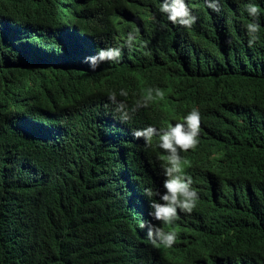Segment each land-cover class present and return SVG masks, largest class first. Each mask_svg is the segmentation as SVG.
<instances>
[{
  "label": "trees",
  "instance_id": "16d2710c",
  "mask_svg": "<svg viewBox=\"0 0 264 264\" xmlns=\"http://www.w3.org/2000/svg\"><path fill=\"white\" fill-rule=\"evenodd\" d=\"M163 2L0 0V264H264V0H216L219 12L188 0L191 28L170 22ZM248 3L261 9L251 47ZM31 22L43 26L23 43ZM64 26L82 47L67 45ZM109 47L119 60L93 68ZM148 88L164 98L121 121L109 92L131 109ZM30 103L61 127L26 137L17 117ZM194 107L199 144L182 167L199 199L165 225L145 189L165 192L166 153L156 136L139 151L133 133ZM141 222L174 229L176 242L153 246Z\"/></svg>",
  "mask_w": 264,
  "mask_h": 264
},
{
  "label": "clouds",
  "instance_id": "9594fccd",
  "mask_svg": "<svg viewBox=\"0 0 264 264\" xmlns=\"http://www.w3.org/2000/svg\"><path fill=\"white\" fill-rule=\"evenodd\" d=\"M208 8L215 12L220 11L219 4L205 0ZM188 0H164L160 5V11L167 15L170 22L179 24L185 28H191L197 17L192 15L187 7ZM246 11L252 20L247 23L246 29L249 34V47H251L258 39L257 33L260 31L259 16L261 9L257 4L248 3ZM43 25L31 22L24 30L23 43L29 42L34 34H38ZM138 31V30H137ZM60 33L64 34V40L78 44L82 47L77 31L73 27H61ZM67 37V38H65ZM135 39L133 33H129L126 37L125 44L129 48L132 47V42ZM121 56L119 47H109L98 51L97 55L89 58L93 68L100 62L118 61ZM120 96L127 97L128 92L121 89ZM117 93L109 92V100L116 106L115 111L118 112L119 118L123 122L131 119L130 112H135L140 107H148V105L156 100L163 99L164 92L159 88H148L146 93L135 101L134 107L128 108V105L123 101H117ZM39 105L30 103L28 106L18 111V121L20 128L27 136L38 134L39 131L51 132V130L59 129L61 126L55 124L54 114L42 111ZM201 114L198 108H192L187 115L182 118V122H177L174 125L169 124L166 128L156 129L153 126H148L142 130L134 131V140L138 142L139 151H144L152 142L154 136L158 137V147L163 150L166 155H162L160 159L163 163L165 180L163 187L165 192H154L152 189H145V194L148 197L158 196L159 201L152 200L150 207L152 211L150 215L165 225H172L179 219V213L184 212L190 214L196 207L199 199L198 191L192 187L193 179L187 175L182 166L192 167V150L199 144V136L201 131ZM117 124L116 118H112ZM108 138H106L107 140ZM34 149L44 153L46 151L47 141L40 138L30 141ZM142 155V154H141ZM140 228L147 227V238L149 242L159 247H172L176 242V231H165L164 228L154 225H146L144 222L139 224Z\"/></svg>",
  "mask_w": 264,
  "mask_h": 264
}]
</instances>
